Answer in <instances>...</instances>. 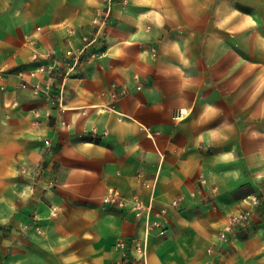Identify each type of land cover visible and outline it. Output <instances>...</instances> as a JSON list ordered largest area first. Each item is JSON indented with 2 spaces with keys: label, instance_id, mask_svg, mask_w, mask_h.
Here are the masks:
<instances>
[{
  "label": "crops",
  "instance_id": "crops-1",
  "mask_svg": "<svg viewBox=\"0 0 264 264\" xmlns=\"http://www.w3.org/2000/svg\"><path fill=\"white\" fill-rule=\"evenodd\" d=\"M69 29L100 54L54 91L61 114L17 73L34 66L30 38L58 58L81 48ZM6 65L0 264L119 261L117 242L144 237L145 224L107 209L110 189L168 209L142 264H264V0H0ZM244 210L252 223L223 241Z\"/></svg>",
  "mask_w": 264,
  "mask_h": 264
},
{
  "label": "built area",
  "instance_id": "built-area-1",
  "mask_svg": "<svg viewBox=\"0 0 264 264\" xmlns=\"http://www.w3.org/2000/svg\"><path fill=\"white\" fill-rule=\"evenodd\" d=\"M106 9L100 10L93 24L97 28L96 33L100 28L105 25L108 16L106 15ZM41 28H38L40 31ZM69 35L79 36L82 42L81 48H69L62 57L58 58L53 51L42 52L38 47L35 38H30L27 43L31 50V58L34 66L25 71L22 68H18V77L20 79L19 89L23 91H31L32 95L36 99H45L50 105L57 108L59 113L64 114L66 112V106L62 99L55 96L54 91L64 88L71 80L76 78L78 71L82 63L86 58H95L100 53L93 49L94 37L92 35L82 34L75 29H69ZM155 53V49L152 50ZM13 69L9 66H4L0 70V81L3 82L0 85L2 92L7 91L6 76L11 73ZM27 77L35 80L31 83ZM138 79V77H136ZM115 90H119L120 94L126 95L129 92L128 87L114 86ZM137 89H141L139 86ZM13 106H17V101ZM36 117H40L37 111H33ZM182 113L176 112L174 117L176 119L181 118ZM38 124V123H36ZM66 125L65 122L62 123ZM49 145V143H48ZM201 183L204 184L205 180L202 177ZM49 188H54L55 181H51L48 184ZM104 206L107 209H115L127 212L135 220L143 222L145 224V235L142 238H133L131 240H120L117 242L116 247L122 249V258L112 264H142L148 254L149 241L152 235L159 236L160 238L166 237L169 228V218L167 208H157L154 205L153 200L149 202L144 201L139 195H127L121 190L110 189L104 198ZM254 205L259 204L257 197L252 198ZM171 207L174 209L181 208V201H173ZM253 214L250 210L241 211L231 216L227 222L225 229L220 233V238L223 241H227L230 234L252 223ZM212 253V250H210Z\"/></svg>",
  "mask_w": 264,
  "mask_h": 264
},
{
  "label": "rangeland",
  "instance_id": "rangeland-1",
  "mask_svg": "<svg viewBox=\"0 0 264 264\" xmlns=\"http://www.w3.org/2000/svg\"><path fill=\"white\" fill-rule=\"evenodd\" d=\"M235 44H238V43H235Z\"/></svg>",
  "mask_w": 264,
  "mask_h": 264
}]
</instances>
